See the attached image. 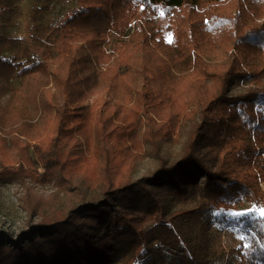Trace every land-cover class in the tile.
Wrapping results in <instances>:
<instances>
[{
  "label": "trees",
  "instance_id": "obj_1",
  "mask_svg": "<svg viewBox=\"0 0 264 264\" xmlns=\"http://www.w3.org/2000/svg\"><path fill=\"white\" fill-rule=\"evenodd\" d=\"M16 1L0 0V100L18 103L13 79L45 71L44 59L56 52L60 63L50 76L64 99L49 88L39 93L42 112L54 111L50 133L64 129L88 95L120 88L132 93L139 75L145 80L141 92L157 100L152 110L168 108L172 126L181 93H191L196 107L184 117L191 124L172 162L161 158L152 173L110 188L100 199L42 212L17 234L0 230V264H209L212 213L249 203L263 205V214L243 218L251 237L246 259L264 264V0H77L56 24L43 15L66 0H41L27 30L29 43L9 30L20 14ZM141 6L161 7L174 20L180 11H187L185 17L203 13L207 23L197 38L177 43L165 58L155 56L152 66L142 61L136 70L128 63L123 72L101 70L108 30L122 32L131 19L126 46L142 53L150 41L159 46L156 27L137 16ZM211 51L210 57L219 53L217 60L207 58ZM91 115L87 110L81 118ZM101 117L94 123L102 125ZM226 264H234L232 258Z\"/></svg>",
  "mask_w": 264,
  "mask_h": 264
},
{
  "label": "rangeland",
  "instance_id": "obj_2",
  "mask_svg": "<svg viewBox=\"0 0 264 264\" xmlns=\"http://www.w3.org/2000/svg\"><path fill=\"white\" fill-rule=\"evenodd\" d=\"M42 4L41 0L16 1L20 14L15 25L9 28L13 37L29 43L27 30L32 24L31 17ZM76 6L77 0L50 5L43 21L56 24ZM186 14L187 11H180L174 20L161 7L152 11V8L141 6L137 16L156 27L155 40L159 46L150 41L143 53L126 46L134 31L135 19H131L122 32L108 30L102 45L108 57H102L100 69L111 67L123 72L128 63L136 70L142 61L152 66L156 63L155 56L165 58L163 56H168L177 43L185 44L188 39L197 38V31L207 23L206 17L204 22L202 20L206 15L199 13L185 17ZM178 20L183 34L177 29ZM213 52L207 58L217 60L219 53L215 58L210 57ZM44 60L45 71L18 75L13 79L18 103L8 97L0 100V230L12 234L26 229L30 222H37L42 212L67 211L102 198L110 188L152 173L161 165V158L172 162L181 152L184 133L191 124L184 117L196 107L191 93H181L178 101L180 116L172 126L168 122L171 115L168 108L152 110V106L158 104L157 100L154 95L141 92L145 80L139 75L132 80V93L126 94L120 88L117 94L101 89L88 95L83 101L88 109L72 111L66 127L50 133L54 111L42 112L39 93L43 88H49L61 101L64 98L50 76L60 63L57 53ZM240 85L238 89L242 87ZM149 87L153 92L156 90L153 81ZM87 110L92 115L84 121L81 117ZM98 113H102V125L94 123ZM162 123H165L163 129ZM166 128H170V132L161 137L163 141L159 144L158 136ZM262 156L264 158V154ZM260 187L264 190V182ZM262 207L249 203L212 213L207 239L209 264H226L227 258H232L234 264H252L246 259L251 237L250 232L243 229L244 219L262 216ZM231 212L246 214L231 217L228 215ZM148 218L147 215L144 223L149 221Z\"/></svg>",
  "mask_w": 264,
  "mask_h": 264
},
{
  "label": "snow or ice",
  "instance_id": "obj_3",
  "mask_svg": "<svg viewBox=\"0 0 264 264\" xmlns=\"http://www.w3.org/2000/svg\"><path fill=\"white\" fill-rule=\"evenodd\" d=\"M248 211H251V210H248ZM245 214L246 213H244V212H231L228 215L231 216V217H240V216H243Z\"/></svg>",
  "mask_w": 264,
  "mask_h": 264
}]
</instances>
